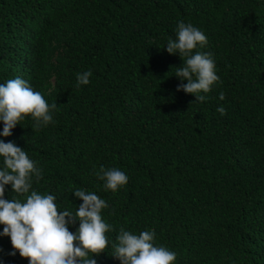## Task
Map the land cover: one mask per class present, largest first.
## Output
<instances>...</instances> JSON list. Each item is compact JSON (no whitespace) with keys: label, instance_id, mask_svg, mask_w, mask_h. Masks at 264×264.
<instances>
[{"label":"trees","instance_id":"16d2710c","mask_svg":"<svg viewBox=\"0 0 264 264\" xmlns=\"http://www.w3.org/2000/svg\"><path fill=\"white\" fill-rule=\"evenodd\" d=\"M181 20L206 35L193 54H210L220 78L204 102L177 91L186 58L166 45ZM17 77L58 108L0 140L37 164L33 190L60 211L75 215L77 189L106 201L113 230L96 264H120L121 228L154 231L174 264H264V0H0V84ZM101 166L128 183L105 190ZM13 251L0 235V264H29Z\"/></svg>","mask_w":264,"mask_h":264},{"label":"clouds","instance_id":"9594fccd","mask_svg":"<svg viewBox=\"0 0 264 264\" xmlns=\"http://www.w3.org/2000/svg\"><path fill=\"white\" fill-rule=\"evenodd\" d=\"M206 35L191 23L183 20L177 24L176 39H169L166 45L168 54H179L186 58L183 66L176 69L175 76L181 81L177 91H183L195 97V102H204L213 85L220 82L216 74V65L210 54L194 50L207 45ZM91 71L77 75V86L90 83ZM224 100V93L219 94ZM56 103L49 105L43 95L34 91L23 79L17 77L0 84V122L3 131L0 135L8 137L12 130L27 117L34 121L33 127L39 129L53 123L52 112L57 110ZM221 116L226 114L223 106L217 108ZM0 235L10 238L13 252H19L21 258L29 264H96L93 256L105 253L109 240L106 235L113 230L105 223L102 210L108 205L96 194L82 189L74 191L73 196L81 200L78 210L73 215L60 211L56 197L43 195L33 190V178L42 179V171L31 160L26 151L13 142L0 140ZM104 181L105 190L113 193L128 183L129 177L118 168L100 167L95 173ZM11 185L16 195L5 199V186ZM79 223L78 230L69 231L68 225ZM113 257L120 264H174L176 253L154 244L155 233L151 230L139 235L120 229L116 236ZM91 257V258H89Z\"/></svg>","mask_w":264,"mask_h":264}]
</instances>
